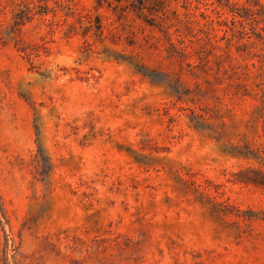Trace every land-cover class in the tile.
Here are the masks:
<instances>
[{
	"label": "rangeland",
	"instance_id": "374dc122",
	"mask_svg": "<svg viewBox=\"0 0 264 264\" xmlns=\"http://www.w3.org/2000/svg\"><path fill=\"white\" fill-rule=\"evenodd\" d=\"M263 121L264 0H0V264H264Z\"/></svg>",
	"mask_w": 264,
	"mask_h": 264
},
{
	"label": "trees",
	"instance_id": "16d2710c",
	"mask_svg": "<svg viewBox=\"0 0 264 264\" xmlns=\"http://www.w3.org/2000/svg\"><path fill=\"white\" fill-rule=\"evenodd\" d=\"M262 132H263V136H264V121H263V125H262ZM247 171H249V172L251 171L255 175L251 176V177H240L238 179V181L244 182V183L264 184V173H262L261 171L256 170V169H248ZM240 173H242V172H240Z\"/></svg>",
	"mask_w": 264,
	"mask_h": 264
}]
</instances>
